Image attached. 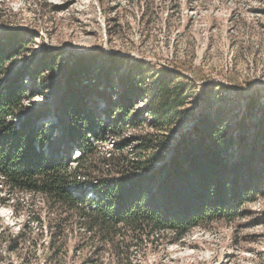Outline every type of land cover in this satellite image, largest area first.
Instances as JSON below:
<instances>
[{"label": "rangeland", "instance_id": "rangeland-1", "mask_svg": "<svg viewBox=\"0 0 264 264\" xmlns=\"http://www.w3.org/2000/svg\"><path fill=\"white\" fill-rule=\"evenodd\" d=\"M7 37L22 45L9 65L10 73L25 67L33 70L37 62L43 67L39 80L33 82V76L25 79L26 112L55 109L59 89L78 63H96L91 73L94 81L89 85L94 82L102 99L108 97L112 105L123 91L125 78L131 76L135 81L138 92L130 118L136 115L143 122L135 129L125 127L119 134L107 135L97 144L99 157L108 152L114 156V148L127 141L131 147L122 153L131 157L130 148L149 135L162 143L158 152L167 157L181 137L192 132L206 98L230 109L236 121L251 111L253 123L261 126L264 0H0V41ZM114 71H118L116 76ZM161 79L172 85L179 81L190 84L181 109L183 117L169 129L155 130L149 125L146 108ZM107 81L113 84L110 90ZM97 96L95 92L91 106L98 107L96 114L107 124L104 113L108 106ZM256 101L259 106L255 104L252 112L249 106ZM109 109L113 122L121 111L112 117L114 108ZM54 120L48 115L45 122L51 125ZM69 165L75 167V163ZM159 165L155 162L153 167ZM5 194L8 197L0 187V197ZM87 196L91 197L89 192ZM12 199L0 205V264H115L107 249L83 242V230L73 226L50 249L53 230L44 226L43 200L28 194H16ZM38 215L41 223L33 220ZM128 261L264 264V194L245 204L241 217L197 227L180 242L156 236L144 240L132 248Z\"/></svg>", "mask_w": 264, "mask_h": 264}, {"label": "trees", "instance_id": "trees-1", "mask_svg": "<svg viewBox=\"0 0 264 264\" xmlns=\"http://www.w3.org/2000/svg\"><path fill=\"white\" fill-rule=\"evenodd\" d=\"M21 48L14 37L0 41V187L8 195L0 197V205L16 194L40 197L47 216L44 226L53 230L50 249L73 226L83 230V242L107 249L115 264H129L132 248L144 240L156 236L180 242L197 227L234 221L245 204L264 194V114L261 126L253 123L251 111L236 121L230 109L206 98L192 132L167 157L158 152L162 143L151 135L130 148L131 157L122 153L131 141L117 145L114 156L108 152L99 157L97 144L107 135L143 122L136 115L130 118L138 92L135 81L125 78L112 105L94 82L89 85L96 63H78L59 89L55 109L26 112L25 79L39 80L43 67L37 62L33 70L10 73ZM188 83L158 82L146 108L151 128L169 129L183 117ZM105 85L112 89V82ZM95 92L108 106L107 124L96 114L98 107L91 106ZM255 104L259 106L257 101L249 106L252 112ZM110 107L112 117L121 111L113 122ZM48 115L56 119L51 125L45 122ZM155 162L160 165L153 167ZM41 218L33 220L41 223Z\"/></svg>", "mask_w": 264, "mask_h": 264}]
</instances>
